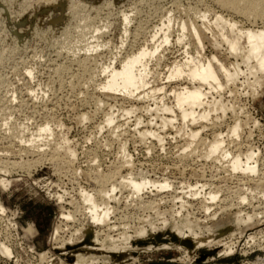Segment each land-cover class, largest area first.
<instances>
[{
  "label": "rangeland",
  "instance_id": "obj_1",
  "mask_svg": "<svg viewBox=\"0 0 264 264\" xmlns=\"http://www.w3.org/2000/svg\"><path fill=\"white\" fill-rule=\"evenodd\" d=\"M76 1L84 7L80 9L81 13L77 12L78 14L74 16L69 0H0V174L2 173L1 176L3 175V178L8 181L11 180L5 192L0 187V204L5 208V211H0V244H8L13 253L11 258H5L0 253V264H50L51 262V264H74L71 253L76 247L74 245L87 248L86 253L91 256L87 257L88 264L90 262H93L92 264H264V240H262L264 239V222L250 224L251 226L244 229V235L231 239L232 254L228 253L229 250L223 253L224 248L221 245L195 248L187 239L184 251L174 241L176 245L174 248L151 251L127 249L121 251V254L105 256L104 250L101 249L103 246H100L103 244V236L98 239L97 246L90 244L83 234L74 233L73 230L78 225L72 222L66 223L60 219L63 211L72 212L74 207L82 206L79 196L81 191H89L94 187L89 181L88 173L95 174V169L101 173H107L121 163L120 161L127 159L126 161L130 162L123 165L127 167L123 168L122 176L130 174L137 179L144 177L159 183L167 179L170 187L159 197H155L153 195L156 194V189L149 186V189L147 188L143 195L139 196L143 202H155L151 208L144 207L138 200H134L135 198L131 199L126 190H121V195L117 193L118 201L121 200V203L116 205L118 211L112 221L116 222L115 219H117L121 232L127 231L126 234L131 235L126 244L121 243V247L130 248L135 243V245L143 244V242H137L134 231L137 227L147 225L148 221L156 222L159 218L154 213L156 209L167 213L166 216L169 218L182 208L184 215L191 214V220L197 219L200 222L203 221L206 226H213V224L216 226L212 230L213 233L202 231L203 238H220L228 227L223 224L230 220L231 214L237 212L238 200L244 195L250 200L251 196L246 195L248 192L245 189L255 186L250 182L252 179L255 180L253 178L255 176H249L251 179L248 178L250 181L247 182L241 175L231 176L226 171L225 174L219 170L220 168L225 170L221 165L219 166L220 163L213 162L214 159L205 158L203 147L212 141L213 132L226 135L234 117L242 121L248 120L242 138L234 143L229 140L231 146L228 139L225 140L227 137L224 136V140L231 151L239 145L242 152H245L248 146L255 152L257 150L258 158L262 162L259 166L261 169L263 167L261 165H264V86L259 92L260 96L256 98H252L248 88L240 84L242 80L238 81L240 85L237 83L234 87L231 86V89L229 88L233 91L229 93L234 96H230L226 90L222 94L223 100L228 103V107L233 106L235 111L233 113L232 110L227 111L220 126L213 128L208 123L203 124L206 128L204 130L197 127V130H202H200L199 139L205 146L196 142L188 150L185 149L187 138L177 132L180 127L179 121H175L172 127L162 129L160 120L154 119L156 114L142 109L147 105L153 108L151 100L138 105L142 110L124 115L123 109H128L131 106L130 103L121 100L120 96L116 101L104 98V102L96 86L103 80V75L100 73L102 67L111 65L113 62L117 65L124 54H130L139 47H151L150 37L169 15L173 19L172 28L170 27L172 40L169 45H161L156 57L149 63L151 70L149 82L151 87H154V83L157 87L166 86L165 91L160 93L158 98H163V102L170 106L173 102L170 91L177 84L173 82L166 84L165 77L171 63H181L184 60L182 46H176L175 43L180 34L178 27L180 21L188 22L192 18V13L206 12L209 17L210 15L213 17L211 13L222 15L244 29H257L264 27V20H254L233 14L221 8L213 0H112L109 8L108 5L103 4L107 0ZM120 12L128 14L127 16L131 18L128 35H125L122 30L124 24ZM86 21H89L91 30L98 28L97 30L100 32L103 30L104 33L100 34L98 31L97 33L100 34L98 36L93 31L90 34L88 32L89 37L83 39L77 25H82ZM252 23L253 26H251ZM65 29L67 32L63 33ZM92 34H95L96 38L91 39ZM95 40H98L99 48L97 47V51L91 53L95 60V66H92L95 73L94 79L89 81L88 73L81 71L75 61L84 55L85 45L91 42L92 45L95 44L94 47L97 45ZM122 42H124L123 46H121ZM225 50L224 46L217 51L211 49L209 44H205L206 56L216 55L225 61L233 62L234 60L227 56ZM189 52L194 55V48H190ZM114 58L116 60H113ZM149 88L148 86L146 90ZM157 102V106L160 107L161 103ZM108 115L115 116L110 125L105 123ZM214 118L213 116V121H215ZM137 119L141 121L140 128L146 127L147 124L151 125V130L157 132L160 139L147 138L144 143H141L137 134L132 132ZM48 123L52 135L41 136L40 139L37 129ZM152 123L155 124L152 125ZM30 133H36L34 137L37 139H34L31 145L26 142L33 135ZM114 135L117 137L115 138ZM64 139L67 141V146L76 154L73 164L63 162L60 165L51 161V148L62 143ZM236 143L238 146H235ZM122 147L124 153L119 151ZM39 149V152L34 151ZM184 149L186 151H183ZM12 162L19 163V166H10ZM210 192H216L218 195L212 203L206 198ZM189 193L198 194L195 196L197 198L191 197L192 194L189 195ZM57 196L63 198L62 203L57 202ZM254 198L256 197H251V200ZM182 203L186 204L182 205ZM251 203L252 206L258 207L255 208L256 213L264 211V201L261 199L256 198ZM111 205L114 206L113 203ZM203 208H210V210L205 211L206 209L203 210ZM241 210L247 214L253 212L247 205H242ZM60 224L63 229L64 224L68 226L60 234L62 242L54 245L51 241L53 228ZM156 235L163 238L166 234L159 232ZM249 236H255L257 241H255V252H252L254 249L247 248L245 245ZM152 237L150 240L155 239ZM229 241L228 237H222L221 242L228 243L227 246ZM89 247L92 248L88 250ZM42 253L45 255L40 258L39 255Z\"/></svg>",
  "mask_w": 264,
  "mask_h": 264
},
{
  "label": "bare ground",
  "instance_id": "obj_2",
  "mask_svg": "<svg viewBox=\"0 0 264 264\" xmlns=\"http://www.w3.org/2000/svg\"><path fill=\"white\" fill-rule=\"evenodd\" d=\"M213 1L217 5H219L221 8L229 12H232L233 14L241 15V17L243 16L246 18H252L254 20L256 19L264 20V0H213ZM69 2L71 4V9L74 13V16L78 14L77 12H79L81 8L84 7V5H81L79 1L77 2L76 0H69ZM103 4L108 5V8H109V6L112 4V0H107ZM183 14L185 15V13ZM192 14H193L192 18L189 19V21L187 20L188 22L180 21L181 23L178 26L180 28V34L178 35L175 41V43L177 44L176 46H182L184 50L182 52L184 54L183 56L184 60L181 63L180 62L171 63L172 65L171 67L168 68V74L165 77L166 84L172 83V82L177 84V86L173 87V89H171L170 91V96L173 98L172 105L169 106L165 104V102H163V98L161 99L158 98V95L165 91L166 86L157 87V85H155L154 83L153 85L154 87H151L150 86L151 83L149 82V79H150L149 75L151 74L150 72L151 70L149 69V63L156 57L161 45H169L172 40L170 27H171L173 19L169 15H168L169 17L167 16L165 21L162 23L161 27L158 28L153 33V35L150 37V42L152 43L151 47H148V46H143L141 48L139 47L136 51L134 52L131 51V53L129 52L130 54H124L120 58V62L117 65H115L113 62L111 63V65L102 67L100 70V73L103 75V80L100 81L98 86H96L98 88V93H100L103 96V99L104 98L114 99L116 101L118 97L120 96L119 98H121V100H126L130 103L131 106L128 109L127 108L123 109L122 113H124V115L133 114L135 111L137 112L138 110L141 109V107L140 106L138 107V105H143L145 102L147 103L149 100H151L153 102L154 107L151 108L149 105H147L144 108L142 107V109H145L147 112L155 113L156 115L154 114L155 115L154 119L160 120L159 124L161 125L162 129H167L168 127H172L175 121H179L178 124L180 127L179 129L177 128L178 129L177 132L179 135L182 134L184 138L185 137L187 138L186 144L184 143L186 145L185 149L187 150L191 148V146L194 145L196 142L198 144L202 143V140L199 139V136H200L199 134L202 131L201 129L204 130L205 128L203 124L209 123L211 124V127L213 128L217 127V125L220 126L221 121L225 118L227 111L232 110V113L233 111H235L234 108H232L233 106L228 107L229 106L228 103H225L223 100L222 94L226 90L229 93L231 89L230 87L231 86L234 87L238 83L239 80H242L240 84L248 88L250 94L252 95V98H256L257 96H260L259 92L264 86V27L257 28V29L256 28L244 29L238 26V24L234 22L233 20L225 19L224 17H222V15H217V14L214 15L213 13H211L213 17H211V15L209 17V15H207L206 12L205 13L198 12V13H192ZM121 15L123 19L122 22L124 24L123 29L122 27L121 29L123 30L125 35H128L129 34L128 25H130L129 23H130L131 18L127 16L128 14L126 15L123 12L121 13ZM251 26H253V23ZM77 27L76 28L79 30V34H81L80 36H82L83 39L84 37L85 38L89 37L88 34H90V32L92 31L93 33H96L98 36L104 33L102 32L103 30H101L102 33L100 32V30H97L98 28H96V30H91L89 21L88 22L86 21L82 25L78 24ZM66 30L67 29H65V32L63 33H66L67 32ZM98 31L100 32V34L97 33ZM86 34L88 36H86ZM94 35L91 36L90 38L91 39L92 37L96 38ZM158 40H160L159 43L155 45L158 42ZM95 42L97 44L98 40L97 41L95 40ZM124 42L121 43L122 44L121 46L124 45ZM205 44H209V46H211V49L213 48L214 50H217V51L220 50L224 46L226 48L225 51L227 52V56L229 58H232L234 61L233 62H230L228 60L225 61L216 55L206 56L205 55ZM90 45L92 47H89ZM93 45H92V42L85 45L86 48L84 47L85 49L84 55L82 57H78L76 55L78 58L75 61L76 65L81 68V71L88 73L87 78H89V81L94 79L93 75L95 73V72L93 73V70H92V66H95V60H94V57H92V54H93L92 52L97 51V47L99 44H97L95 47ZM190 48H194V55H191V53L189 52ZM73 57L74 56H72V58ZM117 57H120V56H117ZM113 60H116V58H114ZM148 86L150 88L147 89L149 90L147 92L146 88ZM168 92L169 91H167V93ZM232 92L233 91L231 90L230 93ZM230 96H234V94L233 95L230 94ZM105 99H104V102H105ZM157 101H159V104L161 103L160 107L157 106L158 105ZM158 113H161V114L158 115ZM213 116L215 117L214 118L215 121L212 120ZM114 117L115 116H111V115L106 116L105 123L108 125L112 124L114 121ZM233 120L234 121L231 124V126L228 127L226 135H223L218 132L217 133L213 132L212 141L208 143L206 142L207 143V144L205 143L206 146L204 145V143H202V145H204L205 147L203 146H199V147L200 148L203 147V151H205L204 153L205 158L214 159V161L212 160L213 162L215 163L218 162V164L220 163L219 166L221 165L222 168H225V170L221 168L219 170L223 172L226 171L231 176L241 175L247 180V182L250 181L248 180V178L251 179L250 177L254 175L255 177L253 178H255V180L252 179L253 181L251 180L250 182L254 183L252 185H255V186L252 188H246L245 190L246 192H248V194L246 195H249L251 197H256L264 201V191L262 190L264 189L263 188L264 187V165H261V167L262 166L263 167L259 169L260 163H262L260 162L258 158L259 152H257V150L256 152L254 150H251L250 148H248L249 146L246 147L247 150H245V152H242L241 149H239L240 145L239 147L234 148L235 150L231 151L229 149V147L231 146L230 144L231 142L234 143L240 138H242L241 136L243 135L244 128L247 125L246 123L248 122V120L242 121L238 119L237 117H234ZM140 122L141 121L137 119L135 127L132 132L137 134L136 136H138L141 143L142 142L144 143V140L147 138L154 137L153 139L155 138H157L156 140L160 139V136L156 134L157 132L155 133V131L151 130V125L147 124L146 127L142 125L144 127L140 128L139 126ZM153 124L155 123H152V125ZM48 125L49 123L46 125H42V127L39 126V129H37V135L40 137V139H41V136L42 137L45 135L49 136V134L52 135V133H50L51 128L49 129ZM197 127L201 128L200 129L201 131L197 130L198 129ZM158 133H161V132H158ZM31 134L33 133H30V135ZM34 134L31 135L28 140H26V142L30 143V145L34 142V139H36L35 138L36 135ZM114 136L115 138L117 137L116 135ZM120 136L122 135L120 134ZM224 136L227 137L225 138V140L228 139L227 141L229 140L231 141V142L229 141V144H230L229 147H227L226 141L224 140ZM39 137L37 138L39 139ZM62 141H63L62 143H59L58 145H55L54 148H51L52 149L51 150L52 154L50 155L52 156L51 161H53L54 163H59V164L60 163L62 164L63 162L68 163V164L71 162L73 164L72 161L75 160L74 158L76 154H74L75 152L72 149H70L69 146H67V141L65 139ZM239 144H241V142ZM235 146H238V143H236ZM123 147L119 150L121 151V153H124ZM196 147L198 148L197 144H196ZM185 149L183 151H186ZM34 151L39 152L40 149L38 151L37 150H34ZM184 156H187V155H184ZM189 156L190 154L188 155V157ZM121 158L124 159L125 157H121ZM180 158L182 159L181 156ZM126 160L127 159H124L125 162L124 161L123 162L120 161L121 163L118 162L119 164L115 166L113 170L111 171L108 170L107 173H101L99 172V170L97 171L96 169L94 171L95 174L90 175L91 173H88L90 177V180H89V177H88V180L90 181V183H92V185H94V187L89 191L80 192L79 196H80V202L82 203L81 204L82 206L74 207L75 209L72 212L63 211L60 214V219L62 221L66 223L72 222L73 224L78 225L77 228L73 230L74 233L83 234V236H85V238H87L88 241H90V244H93V245L96 244L97 246V243L99 241L98 239L103 236V239H102L103 244H100V246L101 245L103 246L101 247V249L104 250L103 252L105 256H108V255L110 256L111 254L115 255V253L121 254V251L123 252L127 249H140V250L151 251L154 249H169L172 247L174 248L176 246L174 241H176L177 246H179V248L184 251L186 250L185 241L187 239L190 240L191 244L195 248L204 247V246L213 247V245H221L224 248L223 253L225 252V250H229L228 253L232 254L233 252H231V250L233 248L232 246H230L232 245L230 244V242H232L231 239H233L235 236H240L241 234L244 235L243 234L244 229H246L250 224L255 223L256 225L257 222L258 224L264 222V211L262 213H256L255 211L258 207L256 208L252 206L251 202L256 198L251 200V197H250V200H251L250 201L248 200L249 198L248 196L247 197H245V195L243 197L240 196L241 198L239 197L240 198L238 200L239 203L236 206L237 212L234 214H231V216H229L230 220L227 222L225 221L226 223L223 224L226 226L228 225V227L224 230L221 237L220 238L214 237V239H205L203 238V236H201L203 235V233L201 234V232L202 231H205V232L207 231L206 233L212 232L213 228L216 227L214 226V224L213 226H206L205 224H203V221L200 222L197 219L191 220L190 218L191 214L187 213L184 215L182 213L184 212L182 211V208L175 215H173L174 214L173 213L172 215L169 216V218H167L166 216L167 213L165 214V212H160L158 209H156L157 208L156 207L155 208L156 210L154 211V213L156 217H159L157 218L158 220L156 222L148 221L147 225H142L139 228L137 227L134 231L135 239L137 240V242L140 241V242H143V244L135 245L136 244L135 243L131 245V247L129 246L130 248L126 246L121 247V243L126 244L128 242L127 240L131 238L130 237L131 235L130 236L127 235L126 234L127 231L121 232V227H119L118 225L119 223H117V219H115L116 222L112 221L114 216L117 214V211H118L117 206L118 204L121 203L120 202L121 200L118 201L119 197L117 198V193H120L121 195V190H126L128 192V196L131 197V199L135 198L134 200H138L141 204H143L144 207L151 208V206L154 205L155 202H152V201L143 202L141 201L142 198H139V196L143 195V192L149 186L156 189V194L153 195L155 197H159L160 194L163 193L164 190L170 187V185L168 184V181H166L167 179L163 180L162 183H159L157 181L155 182L149 179L147 180L144 177L141 179L140 178L137 179V177L136 178L132 177L130 174L122 176L121 172L122 170H124L123 168L127 167L123 165L128 164L130 162ZM18 164L19 163L12 162L10 163V166L16 167ZM65 165L63 167H65ZM2 172H5V171H2ZM1 174H0V187H2V189L5 192L11 180L8 181L6 178H3V175L1 176ZM239 181H241V179H239ZM190 194L192 193H189V195ZM197 195L198 194H192L191 197L193 196L195 197ZM217 197L218 195H216V192L215 193L210 192L207 194L206 198L208 199L209 202L212 203L213 201L217 199ZM56 199H57V202L59 201V204L62 203L61 201L63 200V198L61 196H57ZM208 201H206V203ZM112 203L114 204V206L111 205ZM185 204L186 203H182V205H185ZM242 205H247L251 207L253 211L252 214H249V213L247 214L243 212L241 210ZM203 207H206V206L203 205ZM205 209L206 208H203V210ZM221 209L223 210V208ZM208 210H210V208L206 209L205 211H208ZM0 211H5V208L1 204H0ZM63 226L65 229L67 228L68 225L64 224ZM64 229L62 228V224L56 225L55 228H53L51 241L54 245H56L57 243L61 241L60 238L62 236L60 237V234L63 233ZM159 232H164V234H166L165 237L163 238L157 237L156 234H158ZM152 236L155 239L150 240V237ZM222 237H228L230 239L229 246H227L228 243L226 244V243L221 242ZM254 237L249 236L247 238L248 239L247 242H245V245L247 248L254 249L252 250V252H255V248H256V245H255L256 240ZM74 247H73L74 251L71 252L74 258V264H88L87 257L89 258L91 256H88V254L86 253L87 248H83L77 245H74ZM90 248L92 247H89L88 250H90ZM95 249H97V247ZM0 253L5 258H11L13 255L12 249L9 247L8 244H4V243L0 244ZM44 255L45 253H42L39 255V257L43 258ZM115 258L117 259V257ZM92 263L90 262L89 264H92Z\"/></svg>",
  "mask_w": 264,
  "mask_h": 264
}]
</instances>
